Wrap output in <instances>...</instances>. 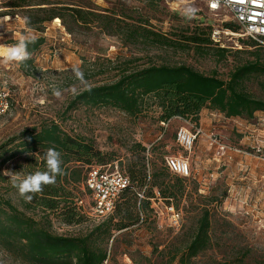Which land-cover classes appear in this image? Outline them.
Masks as SVG:
<instances>
[{"label":"rangeland","instance_id":"1","mask_svg":"<svg viewBox=\"0 0 264 264\" xmlns=\"http://www.w3.org/2000/svg\"><path fill=\"white\" fill-rule=\"evenodd\" d=\"M10 1L0 0V47L13 45L26 34L43 37L44 42L31 55L33 70L22 69L14 62L4 63L0 58V100L4 104V111L0 112V153L4 150L8 155L14 145L11 140L24 130L54 121L68 135L86 139L95 149L111 157L105 164L93 166L112 165L125 172L132 160L134 143L149 151L146 155L150 164L155 162L159 166L156 155L161 153L163 157L187 159L190 165V174L185 177V194L178 208L167 205L156 193V199L150 202L152 212L143 221L114 233L106 246L108 259L104 264H177L170 262L167 252L185 239L200 207L210 211L211 246L190 264H264L263 112L243 119L227 118L204 109L198 124L181 118L158 123V110L154 107L136 118L110 107L93 108L83 104L64 113L75 95L114 81L125 67L136 70L159 64H185L204 74L216 73L226 79L236 66L253 59L251 40L243 35L231 15L223 9L212 11L201 0H37L62 14L64 8L83 7L113 15L114 25H141L166 36L189 32L196 26L210 29L211 35L215 34L214 45L208 53H197L193 49L180 51L149 43L132 44L120 32L107 33L93 24L71 23L68 30V17L65 22L55 18L40 31L29 30L21 11L6 7ZM217 47L226 49L224 57L215 54ZM75 67L83 72L86 84L76 78ZM56 90L61 92L59 97L54 94ZM246 90L264 99V78L253 77L246 83ZM194 126H199L203 134L186 150L177 143L176 135L181 128ZM1 160L0 174L8 181L0 180V195L9 198L28 216L43 217L39 210L25 208L15 190L9 188L12 182L5 172H12L17 159L5 164ZM149 169L152 171L151 165ZM80 190L78 195L85 205L86 195ZM170 207L179 214L177 227L171 223ZM86 217L83 223L70 226L51 218L50 230L70 237L85 235L100 223L91 216ZM0 264L18 263L0 252Z\"/></svg>","mask_w":264,"mask_h":264},{"label":"trees","instance_id":"2","mask_svg":"<svg viewBox=\"0 0 264 264\" xmlns=\"http://www.w3.org/2000/svg\"><path fill=\"white\" fill-rule=\"evenodd\" d=\"M45 5L37 0H11L6 7L21 11L25 27L29 30L40 31L45 23L55 18L65 22V17H68V30H71V23L79 26L93 24L107 33L120 32L132 44L149 43L180 51L193 49L197 53H208L214 45L210 29L202 27L166 36L141 25H114L113 15L95 13L83 7L64 8L62 14L56 8ZM226 26L232 29L231 25ZM43 42V37H36L35 42L28 45L31 55L39 50ZM251 43L253 59L236 66L226 79L216 73L204 74L185 64H159L136 70L125 67L114 81L92 86L75 95L64 113L83 104L93 108L110 107L131 118L154 107L158 110L157 122L163 124L173 118L198 124L200 112L204 109L216 111L227 118H252L256 112L264 113V99L249 93L246 83L253 77L264 78V47L252 40ZM214 49L219 57H224L227 52L219 47ZM32 64L30 58L19 66L33 70ZM11 142L14 145L9 149L10 153L6 155L7 152L2 149L0 159L1 164L17 159L12 172L28 174L46 170L44 153L49 148L61 153L63 170V174L57 176L56 184L44 186L31 202L21 197L13 184L9 187L15 190L25 208L43 213L39 219L28 216L9 198L0 195V252L18 264H104L108 259L106 246L114 233L143 221V217L152 212L150 202L156 199V193L167 205H174L176 209L185 194V178L169 172L165 157L158 153L156 160L160 161V165L155 162L150 164L146 155L149 151L140 143H134L132 160L122 172L128 178L129 186L119 194L112 213L97 219L88 214L87 203L83 205L78 193L82 188L87 200L84 181L88 169L94 163L105 164L111 157L95 149L86 139L68 135L54 121H45L38 127L24 130ZM0 180L8 181L1 174ZM144 188V198L139 199L138 193ZM87 215L100 223L85 235L70 237L54 234L50 230L51 218L70 226L83 223ZM210 227V211L207 207H200L196 219L184 235L185 239L183 237L178 246L173 245L167 252L170 262L190 264L209 250Z\"/></svg>","mask_w":264,"mask_h":264},{"label":"built area","instance_id":"3","mask_svg":"<svg viewBox=\"0 0 264 264\" xmlns=\"http://www.w3.org/2000/svg\"><path fill=\"white\" fill-rule=\"evenodd\" d=\"M210 10L223 9L228 12L232 19L241 27L243 35L264 47V0H201ZM212 41L215 34L211 35ZM1 98V96H0ZM4 104L0 100V112ZM199 126L191 129L181 128L176 135L177 143L186 150H190L194 140L202 135ZM165 165L170 173L180 177H188L190 165L187 159L181 157H165ZM129 186L128 178L112 165L91 166L85 177L84 187L87 192L88 214L103 219L112 213L119 194ZM145 188L138 193V198H144ZM82 203V202H80ZM171 213V223L179 225V214L172 207L168 208Z\"/></svg>","mask_w":264,"mask_h":264},{"label":"clouds","instance_id":"4","mask_svg":"<svg viewBox=\"0 0 264 264\" xmlns=\"http://www.w3.org/2000/svg\"><path fill=\"white\" fill-rule=\"evenodd\" d=\"M35 40L36 37L32 34L22 36L15 44L9 45L3 51H0V58L3 59L4 63L24 64L31 58L28 45L34 43ZM73 71L81 83H87L79 67H75ZM72 91H76L75 87ZM54 94L59 97L61 92L56 90ZM44 159L46 161V170L44 171L37 170L28 174H23L22 171L5 172L6 175L10 176L11 182L17 188L19 195L28 202H31L35 194L41 193L44 186L55 185L57 176L63 174L61 153L59 151L55 148H49L44 153Z\"/></svg>","mask_w":264,"mask_h":264},{"label":"bare ground","instance_id":"5","mask_svg":"<svg viewBox=\"0 0 264 264\" xmlns=\"http://www.w3.org/2000/svg\"><path fill=\"white\" fill-rule=\"evenodd\" d=\"M6 47L1 46L0 51H3Z\"/></svg>","mask_w":264,"mask_h":264}]
</instances>
